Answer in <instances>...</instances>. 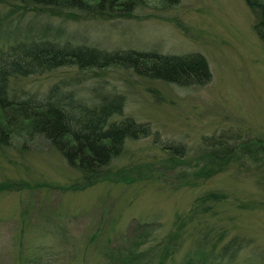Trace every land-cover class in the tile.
Listing matches in <instances>:
<instances>
[{
	"label": "rangeland",
	"instance_id": "rangeland-1",
	"mask_svg": "<svg viewBox=\"0 0 264 264\" xmlns=\"http://www.w3.org/2000/svg\"><path fill=\"white\" fill-rule=\"evenodd\" d=\"M64 10L0 0V27L17 31L30 22L47 35L61 28V39L109 50H195L205 55L211 77L180 85L129 67L75 64L10 77L17 94L46 91L53 81L89 102L119 92L122 113L112 117L148 121L159 138L153 132L127 138L109 174L83 188L86 178L44 136H13L1 144L0 264H103L109 246L128 240L133 221L152 220L156 240L176 213L187 216L211 190L220 196L204 201L208 209L198 213L196 227L185 225L174 257L199 229L210 230L212 240L247 237L250 244L231 264H264V46L246 1L147 0L131 14L113 16ZM167 139L185 143L187 154L166 157ZM180 163L183 169L175 166Z\"/></svg>",
	"mask_w": 264,
	"mask_h": 264
},
{
	"label": "trees",
	"instance_id": "trees-1",
	"mask_svg": "<svg viewBox=\"0 0 264 264\" xmlns=\"http://www.w3.org/2000/svg\"><path fill=\"white\" fill-rule=\"evenodd\" d=\"M145 1L24 0L49 8L55 14L69 9L82 15L88 12L112 16L131 14L138 4ZM161 1L167 4L177 0ZM245 1L254 16L252 27L264 46L263 1ZM31 27L30 22L20 27L24 32L20 28L12 30L8 25L0 27V145H9L13 136L22 135L28 139L37 134L44 136L67 164L79 169L86 178L80 183V188L109 174V162L119 155L127 138H139L153 132L157 139L158 133L152 131L148 121H138L129 114L112 117L113 114L122 113L124 97L119 92L102 95L100 99L89 102L61 87L58 81H53L46 91L25 89L17 94L10 91V77L49 70L61 64H75L80 68L119 65L145 77L180 85H202L211 77L208 61L199 51L175 53L152 48L109 50L96 44L61 39V28L47 35V30H39L38 33ZM1 28L4 29L1 31ZM6 35H10V39L4 41ZM162 142L166 157L174 160L187 154L188 148L183 142L174 139ZM224 160L219 159L218 164ZM179 165L182 164L175 166L183 169L184 165ZM220 194L219 191H207L189 209L187 216L176 213L173 226L156 240L153 234L157 225H153L152 220L136 219L130 225L128 240L114 246V249L111 246L107 248L103 264H231L238 251L250 244V239L233 234L226 239L220 237L212 240L210 230L198 233V229L197 234L191 236V246L178 258L174 257L184 241L185 225L188 223L187 226L196 227L198 213L208 209L204 201L216 200Z\"/></svg>",
	"mask_w": 264,
	"mask_h": 264
}]
</instances>
